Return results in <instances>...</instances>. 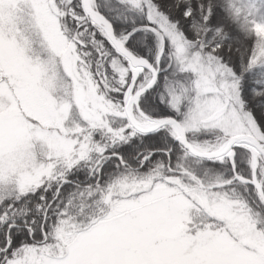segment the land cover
<instances>
[{
  "label": "snow or ice",
  "instance_id": "snow-or-ice-1",
  "mask_svg": "<svg viewBox=\"0 0 264 264\" xmlns=\"http://www.w3.org/2000/svg\"><path fill=\"white\" fill-rule=\"evenodd\" d=\"M0 264H264V0H0Z\"/></svg>",
  "mask_w": 264,
  "mask_h": 264
}]
</instances>
